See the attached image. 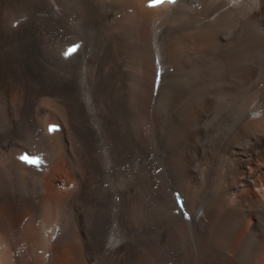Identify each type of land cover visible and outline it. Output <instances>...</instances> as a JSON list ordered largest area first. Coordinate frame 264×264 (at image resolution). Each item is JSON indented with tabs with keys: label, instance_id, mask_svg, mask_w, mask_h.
Segmentation results:
<instances>
[{
	"label": "bare ground",
	"instance_id": "1",
	"mask_svg": "<svg viewBox=\"0 0 264 264\" xmlns=\"http://www.w3.org/2000/svg\"><path fill=\"white\" fill-rule=\"evenodd\" d=\"M148 1L0 0V264H264V0Z\"/></svg>",
	"mask_w": 264,
	"mask_h": 264
},
{
	"label": "rangeland",
	"instance_id": "2",
	"mask_svg": "<svg viewBox=\"0 0 264 264\" xmlns=\"http://www.w3.org/2000/svg\"><path fill=\"white\" fill-rule=\"evenodd\" d=\"M35 154H39V155H41L42 156V158H43V155L45 154V153H42L41 151L40 152H36ZM158 168V169H157ZM158 170H159V172H158ZM163 172V167H160V169H159V167H156L154 170H152V173H151V175L152 176H154V175H156V176H158L160 173H162ZM154 174V175H153ZM158 174V175H157ZM156 176H154V177H156ZM130 177V178H129ZM128 178H129V180L131 181V180H133L134 179V177L133 176H129ZM64 180V179H63ZM158 182V183H157ZM156 182V184L155 185H153L152 186V191L153 192H157L158 191V189H159V185H160V181H157ZM69 185V183H67V184H65V188H64V191H69V190H71V186H68ZM156 187H157V189H156ZM177 197V203L178 204H176V206L174 207H163V203H162V201H163V198L162 199H158V200H156V201H154V203L153 202H150L149 204H147V206H146V208H145V210L143 211V214L144 215H148V217H150L151 218V220H152V222H153V224L156 226V224H159V225H161V224H163V219L164 218H168V217H176V215H186L187 214V212H186V210L184 209V207L181 205L182 204V199H180L178 196H176ZM154 205V206H153ZM151 206V207H150ZM158 206V207H157ZM164 209H163V208ZM149 208V209H148ZM157 208V209H156ZM162 208V209H161ZM147 209V210H146ZM154 209V210H153ZM160 209V210H159ZM179 209V210H178ZM177 210H178V212H177ZM148 211H149V213H148ZM153 211V212H152ZM158 212V213H157ZM161 212V213H160ZM183 213V214H182ZM150 214V215H149ZM155 216V217H154ZM28 217H30V216H26V218H23V220L21 221V223H20V226L19 227H21V228H19L20 229V232L21 233H26V232H29V227H28V225H29V221H30V219H31V217L30 218H28ZM25 220V221H24ZM162 222V223H161ZM24 224V225H23ZM26 225H27V227H26ZM23 227V228H22ZM22 230H23V232H22ZM19 231V230H18ZM159 264H162V263H159Z\"/></svg>",
	"mask_w": 264,
	"mask_h": 264
}]
</instances>
